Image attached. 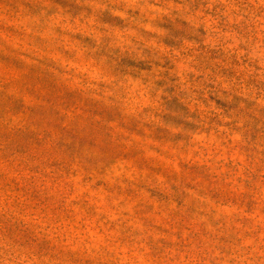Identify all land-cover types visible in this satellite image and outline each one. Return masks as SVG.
<instances>
[{"label": "rangeland", "instance_id": "374dc122", "mask_svg": "<svg viewBox=\"0 0 264 264\" xmlns=\"http://www.w3.org/2000/svg\"><path fill=\"white\" fill-rule=\"evenodd\" d=\"M0 264H264V0H0Z\"/></svg>", "mask_w": 264, "mask_h": 264}]
</instances>
